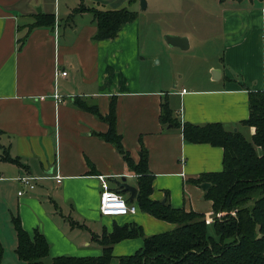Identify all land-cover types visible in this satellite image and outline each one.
Listing matches in <instances>:
<instances>
[{"label":"crops","instance_id":"crops-1","mask_svg":"<svg viewBox=\"0 0 264 264\" xmlns=\"http://www.w3.org/2000/svg\"><path fill=\"white\" fill-rule=\"evenodd\" d=\"M87 1L0 0V157L17 159L0 158V188L18 189L16 178L24 174L38 177L33 189L19 196L16 189L15 214L22 229L42 233L48 257L98 255L101 247L91 234L110 232L113 224H134L144 236L175 227L141 211L135 197L126 200V192L118 191L136 204L134 213L116 219L98 214L97 175L116 191L112 179L124 176L136 192L138 175L97 135L107 130V123L75 106L74 98L94 105L102 117L114 103L115 130L123 149L133 163L140 147L146 150L152 176L149 199H164L172 207L211 219L212 201L194 180L222 170L223 149L186 141L181 126L220 123L242 134L243 126L250 134L244 137L251 139L254 127L242 123L249 115V91L264 92V0H196L200 29L194 24L178 27L172 20L151 25L152 20L137 10V1ZM78 4L98 9L125 6L136 17L113 38L94 40L96 27L89 11L68 18ZM182 4L184 0H170L164 7L175 13ZM37 13L52 14L53 27L27 30ZM206 15L211 20L204 22ZM204 32L218 33L220 54L198 53L203 43L211 42V37L199 38ZM166 33L187 37L190 50L169 47L163 39ZM183 58L191 66L188 74L182 72ZM169 63L179 73L173 84ZM158 65L165 73L153 75ZM163 103L178 125L161 121ZM141 245L140 236L124 238L112 244L111 254L128 255Z\"/></svg>","mask_w":264,"mask_h":264},{"label":"trees","instance_id":"trees-1","mask_svg":"<svg viewBox=\"0 0 264 264\" xmlns=\"http://www.w3.org/2000/svg\"><path fill=\"white\" fill-rule=\"evenodd\" d=\"M81 11H89L92 15L96 27L94 40L113 38L124 23L136 17V12L125 6L98 9L78 4L71 9L68 18ZM53 23L52 14L37 13L27 30L35 26L51 28ZM24 39L22 36L17 40V49L21 48ZM73 104L91 111L107 123V130L97 135L111 143L128 168L138 175L135 194L138 208L155 218L174 223L175 227L144 236L140 227L134 224H113L110 232L91 234L101 247L98 255H58L50 257L47 264H110L113 258L117 264H264V92L249 91V115L242 123L254 127L251 139H246L237 130H226L220 123L185 122L181 126L186 141L209 143L223 149L222 170L194 180L197 184L210 183L204 190V197L212 201L214 234L208 233L203 213L172 207L166 200L149 199L152 176L146 168V150L140 147L139 159L133 163L123 149L115 130L113 102L109 103L103 117L94 105L89 106L80 98H74ZM160 118L163 123L178 125L171 118L166 103L162 104ZM0 158L17 162L15 158ZM10 217L17 258L23 264H42L41 258L48 253V242L42 233L36 228L29 233L22 229L16 214ZM137 236L142 239L139 249L117 257L111 254L113 243Z\"/></svg>","mask_w":264,"mask_h":264},{"label":"rangeland","instance_id":"rangeland-1","mask_svg":"<svg viewBox=\"0 0 264 264\" xmlns=\"http://www.w3.org/2000/svg\"><path fill=\"white\" fill-rule=\"evenodd\" d=\"M134 1L136 2V8L137 10L142 13V15L148 17V19L153 25L155 22L158 23L160 21L161 23H166L170 20H172L173 23H175L176 26L182 27L185 24L191 26L194 24V27L197 29H200L201 23H196V19L200 18L201 15H199L200 12H196L197 10V1L196 0H184V4H182L181 7H177L175 13L168 12L167 8L164 7L170 2V0H144L146 7L141 9L140 8V3L139 0H131L130 2L128 1V4H132ZM85 2H88L85 0ZM162 5L164 10H156L158 6ZM129 6V5H128ZM176 5L173 4L172 7H175ZM189 9L192 12H189ZM193 9V10H192ZM206 20H211L209 15L205 16L204 22ZM185 25V26H186ZM151 28V27H150ZM215 35V38L212 36ZM217 34L218 33H199V38H210L211 37V42H205L201 45V47L198 49V53L203 55L204 57L206 55H212V54H220L221 48L217 46ZM190 48L184 49V52L189 51ZM183 63L182 64V72L184 74H188L191 72V66L190 63L187 62L185 58H183ZM152 65L155 64V59L151 60ZM156 65V64H155ZM151 67V66H150ZM154 66H152V71H153ZM161 65H158L154 68L153 75L157 74H162L165 73L163 70H161ZM168 74L170 75L172 79V84H173V78H176L179 76V73H177L172 64L169 63L168 65ZM241 130L243 131V134L247 137L250 138V134L244 130L243 126H240ZM248 128V127H247ZM17 187L15 186H10L7 185L5 188L1 186L0 188V247H1V257H0V264H23L21 260H19L14 252V246H15V234L14 230L11 224V215H15V202L17 200V197L15 195ZM99 214V212H98ZM107 217L108 219H116L115 217H109V216H104ZM213 218L211 219H206L207 223V231L209 234H214V229L212 226ZM50 257L47 255L43 258H41L42 264H47L49 262ZM110 264H117L116 259L113 258L110 262Z\"/></svg>","mask_w":264,"mask_h":264},{"label":"built area","instance_id":"built-area-1","mask_svg":"<svg viewBox=\"0 0 264 264\" xmlns=\"http://www.w3.org/2000/svg\"><path fill=\"white\" fill-rule=\"evenodd\" d=\"M61 75H64V71L58 72ZM184 91V90H182ZM56 98V101H59V96L57 94L53 95ZM53 180L57 183L60 180L58 175L52 176ZM97 178L100 183L101 191L99 193V206L98 212L100 216H124L127 214H132L137 210V206L134 203H128L123 196L116 190H113L108 187L106 178L103 175H97ZM16 180L19 183V188L16 191V195H21L25 191L31 190L35 187L38 177H34L28 174L18 176ZM110 194L108 198H105V194ZM113 197H118L119 199H113Z\"/></svg>","mask_w":264,"mask_h":264},{"label":"water","instance_id":"water-1","mask_svg":"<svg viewBox=\"0 0 264 264\" xmlns=\"http://www.w3.org/2000/svg\"><path fill=\"white\" fill-rule=\"evenodd\" d=\"M139 3H140V8L143 9L145 7V1L139 0ZM163 39L169 47H178L184 50L187 49L189 46L188 39L185 36L166 33L165 35H163ZM217 72L219 71L216 70V73ZM234 131H236V129H234ZM112 182L116 185L117 191L128 193V196L126 198L127 201H131L135 197L136 189L132 185L126 183L124 176H119L118 178L114 177L112 179ZM209 185H210L209 182H202L199 184V186L203 190L207 189ZM161 202H164V199H162Z\"/></svg>","mask_w":264,"mask_h":264},{"label":"clouds","instance_id":"clouds-1","mask_svg":"<svg viewBox=\"0 0 264 264\" xmlns=\"http://www.w3.org/2000/svg\"><path fill=\"white\" fill-rule=\"evenodd\" d=\"M110 194L106 193L105 198L107 199ZM113 199H119L118 197H113Z\"/></svg>","mask_w":264,"mask_h":264}]
</instances>
